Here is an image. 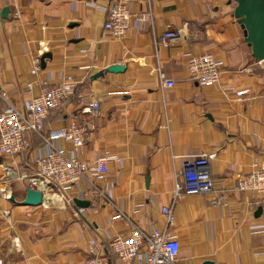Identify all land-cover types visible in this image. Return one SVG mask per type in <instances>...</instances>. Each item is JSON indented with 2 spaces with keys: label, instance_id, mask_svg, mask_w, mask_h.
Here are the masks:
<instances>
[{
  "label": "crops",
  "instance_id": "obj_1",
  "mask_svg": "<svg viewBox=\"0 0 264 264\" xmlns=\"http://www.w3.org/2000/svg\"><path fill=\"white\" fill-rule=\"evenodd\" d=\"M116 1L0 0V111L6 105L21 109L72 77L74 94L51 112L46 133L90 122L83 110L97 101L100 114L92 119L95 128L81 158L94 163L105 151L123 158L98 184L101 191L114 184L113 201L91 193L92 185L83 180L66 195L71 204L46 195L40 206H27L40 138L28 135L27 151L0 157V260L82 264L89 240L96 239L111 264H124L109 252L108 240L127 236L137 225L177 236L181 250L174 264H264L263 196L237 187L264 161V61L256 60L245 42L235 18L237 1L130 0L133 21L147 19L143 30L135 22L123 39L105 29L102 8ZM185 25L186 42L160 44L168 27ZM186 53H209L222 61L220 83L191 81ZM115 65L124 71H107ZM159 71L174 88L162 87ZM63 146L71 149L69 143ZM202 154L214 155V191L173 203L184 160ZM80 192L90 204L78 212L74 201ZM163 206L173 208L171 227ZM118 213L123 217L113 219Z\"/></svg>",
  "mask_w": 264,
  "mask_h": 264
},
{
  "label": "built area",
  "instance_id": "obj_2",
  "mask_svg": "<svg viewBox=\"0 0 264 264\" xmlns=\"http://www.w3.org/2000/svg\"><path fill=\"white\" fill-rule=\"evenodd\" d=\"M161 1V0H156ZM94 6V5H91ZM107 20L105 29L116 38L123 39L128 31L137 23L139 30H143L146 17L133 21L130 0H118L106 8ZM190 36L188 26L168 27L160 38V44L171 46L186 42ZM190 80L200 86H215L220 83L224 63L216 60L211 54L192 55L186 53ZM38 68L35 67L34 71ZM159 78L163 88L172 89L175 82L165 73L159 71ZM61 83L54 88L41 92L37 97L25 102L23 107L16 108L6 105L0 111V157L12 158L24 153L30 148L28 135L39 137L41 145L35 158L36 174L29 179V188L43 193V203L46 195L59 197L62 205L71 204L73 199L66 195L83 180L92 185L91 193H97L108 201L114 199V184L108 185L104 191L98 188L111 172L112 164L119 166L123 158L111 151L102 153L94 163L82 160L81 155L85 147L86 136L95 127L92 119L100 114V104L90 103L84 110L89 115L90 122L78 123L74 121L70 126L51 130L46 133L45 122L52 111L62 108L74 94L75 82L72 77H63ZM239 93V95H243ZM5 96L4 94L2 95ZM69 143L71 149L63 144ZM214 155L202 154L188 157L184 160L180 179L175 183L173 203L184 196L200 195L214 191L211 175V160ZM255 170L239 179L238 189L254 191L263 196L264 208V161L255 163ZM6 176L10 175L9 168L3 167ZM84 192H80L79 199L83 200ZM78 212L83 208H79ZM161 213L169 227L174 225L175 215L172 207L163 206ZM118 213L113 219H121ZM143 248L146 251L143 252ZM109 252L118 259L129 264L139 259L142 264H174L181 250L175 234L168 230L160 231L156 228L149 232L133 225L127 236H116L108 240ZM0 264L3 262L0 260ZM82 264H111L108 252H103L96 239L89 240L88 257Z\"/></svg>",
  "mask_w": 264,
  "mask_h": 264
},
{
  "label": "water",
  "instance_id": "obj_3",
  "mask_svg": "<svg viewBox=\"0 0 264 264\" xmlns=\"http://www.w3.org/2000/svg\"><path fill=\"white\" fill-rule=\"evenodd\" d=\"M236 1L235 18L244 31L245 42L251 47L253 57L258 61H264V0ZM107 71L113 73L123 72L124 67L115 65L109 67ZM74 202L80 208H87L90 204L87 201L78 199ZM41 204H43V193L27 188L23 205L40 206ZM262 213L263 208H260L257 215Z\"/></svg>",
  "mask_w": 264,
  "mask_h": 264
},
{
  "label": "bare ground",
  "instance_id": "obj_4",
  "mask_svg": "<svg viewBox=\"0 0 264 264\" xmlns=\"http://www.w3.org/2000/svg\"><path fill=\"white\" fill-rule=\"evenodd\" d=\"M59 198V197H58ZM46 199V198H45ZM60 199V198H59ZM61 200V199H60ZM61 203H62V201H61Z\"/></svg>",
  "mask_w": 264,
  "mask_h": 264
}]
</instances>
